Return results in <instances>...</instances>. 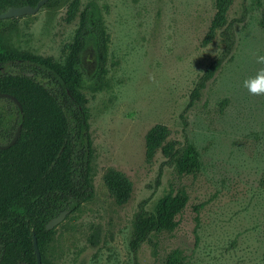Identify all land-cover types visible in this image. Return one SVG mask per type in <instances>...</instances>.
<instances>
[{
  "label": "rangeland",
  "instance_id": "obj_1",
  "mask_svg": "<svg viewBox=\"0 0 264 264\" xmlns=\"http://www.w3.org/2000/svg\"><path fill=\"white\" fill-rule=\"evenodd\" d=\"M72 1L0 20L4 50L59 63L89 2L98 3L110 35L109 86L84 89L94 196L56 227L46 264H168L175 250L184 264H264V96L241 86L257 71L250 53H264V0H234L228 17L240 21L235 50L190 109L191 92L224 48L220 31L204 43L215 0H78L68 22ZM84 62L93 74L92 46ZM157 123L170 128L171 139L192 140L200 153L197 173L163 165L160 151L147 160L146 134ZM109 169L133 183L125 204L105 183ZM180 191L188 202L176 228L155 234L135 259L130 240L140 203L152 211L163 195Z\"/></svg>",
  "mask_w": 264,
  "mask_h": 264
},
{
  "label": "trees",
  "instance_id": "obj_2",
  "mask_svg": "<svg viewBox=\"0 0 264 264\" xmlns=\"http://www.w3.org/2000/svg\"><path fill=\"white\" fill-rule=\"evenodd\" d=\"M39 1L0 0V13L10 7L35 6ZM54 1L49 0L45 6H51ZM233 2L215 0L216 12L204 43H210L220 31L224 48L191 92L188 109L201 100L210 81L235 50V22L240 21L229 20ZM78 11L79 2L73 0L67 21H72ZM261 26L264 28V19ZM90 46L96 57L93 74L84 62V53ZM65 49V60L59 63L4 50L0 44V61L28 64L36 75V78L13 75L8 78L7 91L13 93L23 106V129L13 145L0 148V264H37L34 235L42 262L46 264L45 248L56 229L48 230L47 223L63 210L75 212L94 196L93 150L84 89L97 92L109 86L110 50V35L98 3L91 1L80 12L74 39ZM170 136L171 130L164 123H157L148 131L147 160H153L160 151L165 157L163 165L175 167L180 173H197L201 161L195 144L188 136L183 142ZM104 180L118 204L129 201L133 183L127 175L109 169ZM187 202L186 192L180 191L175 195H163L152 211L147 209L146 200L140 203L130 240L135 259L142 245L152 242L155 234L176 228V216ZM167 263L184 264L181 251L171 252Z\"/></svg>",
  "mask_w": 264,
  "mask_h": 264
},
{
  "label": "flooded vegetation",
  "instance_id": "obj_3",
  "mask_svg": "<svg viewBox=\"0 0 264 264\" xmlns=\"http://www.w3.org/2000/svg\"><path fill=\"white\" fill-rule=\"evenodd\" d=\"M10 75L36 78L34 70L28 64L25 65L20 61L4 63L0 61V146L8 145L18 132L20 136L23 129L22 103L13 93L7 91Z\"/></svg>",
  "mask_w": 264,
  "mask_h": 264
},
{
  "label": "water",
  "instance_id": "obj_4",
  "mask_svg": "<svg viewBox=\"0 0 264 264\" xmlns=\"http://www.w3.org/2000/svg\"><path fill=\"white\" fill-rule=\"evenodd\" d=\"M49 0H40L35 6L27 4L20 7H10L6 11L0 13V20L1 19H10V18H16L21 17L25 15H31L38 13L42 7L48 2ZM10 97H13L10 95ZM19 132L17 135L13 138V140L8 144L4 146H0L1 148L5 149L13 145L16 140L18 139ZM70 214V210L66 209L63 210L58 216L53 217L48 223L46 228L48 230L55 229L59 224H61L67 216ZM34 248L37 256V264H43L42 262V253L38 244L37 237L34 235Z\"/></svg>",
  "mask_w": 264,
  "mask_h": 264
},
{
  "label": "clouds",
  "instance_id": "obj_5",
  "mask_svg": "<svg viewBox=\"0 0 264 264\" xmlns=\"http://www.w3.org/2000/svg\"><path fill=\"white\" fill-rule=\"evenodd\" d=\"M249 59L257 65V71L254 75L246 76L241 86L247 90L250 95L264 96V53L256 50L250 53Z\"/></svg>",
  "mask_w": 264,
  "mask_h": 264
}]
</instances>
